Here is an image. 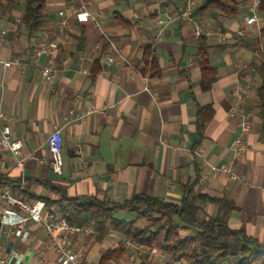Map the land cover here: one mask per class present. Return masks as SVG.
<instances>
[{
  "label": "crops",
  "instance_id": "crops-1",
  "mask_svg": "<svg viewBox=\"0 0 264 264\" xmlns=\"http://www.w3.org/2000/svg\"><path fill=\"white\" fill-rule=\"evenodd\" d=\"M17 1L16 7L1 4L0 34L6 32L0 56L25 53L26 64L0 69V111L18 118L11 137L21 139L22 147L16 157L0 145V171L22 182L26 199H60L42 183L50 181L69 196L123 202L145 194L179 202L185 187L195 182L196 192L233 206L225 210L205 203L201 217L220 216L264 245V127L256 95L262 82L256 68L264 57L253 47L264 25L263 12L248 34L238 36L246 0H239L241 13L234 19L215 18L211 10H200L203 0H193V17L207 38L210 63L216 68L215 81L204 90L199 37L192 22L179 17L188 0H88L89 10L101 16V27L71 16L68 43L57 54L59 71L51 82L40 71L46 57L36 59L31 51L56 24L59 10L74 0H47L46 21L31 38L16 26L23 0ZM149 46L159 74L144 71ZM108 54L113 56L110 63ZM244 62L255 69L240 74L251 86L249 100L240 106L232 89ZM204 105L210 111L201 115L207 121L200 127L198 109ZM240 110L250 113L251 125L245 134L247 147L236 152ZM58 128L63 139L61 174L52 167L47 145V137ZM211 165H229L238 177L211 172ZM53 210L61 214L58 205ZM26 228L32 236L28 242L0 230L6 264H35L40 251L55 258L43 226L30 221ZM100 235L97 230L74 238L87 264H101L103 253L119 243L122 255L106 264H172L162 250L126 245L113 230ZM240 243V237L230 239L231 256L224 264L233 263Z\"/></svg>",
  "mask_w": 264,
  "mask_h": 264
},
{
  "label": "trees",
  "instance_id": "trees-1",
  "mask_svg": "<svg viewBox=\"0 0 264 264\" xmlns=\"http://www.w3.org/2000/svg\"><path fill=\"white\" fill-rule=\"evenodd\" d=\"M3 2L13 7L19 4L17 0H0V14ZM46 6L47 0H23L18 31H24L29 38L33 37L46 21ZM205 9L211 10L215 18L223 15L234 19L241 13L239 0H203L200 10ZM260 12L264 13V0H260ZM206 40L205 34L199 37V66L204 90L210 89L216 79V68L210 63ZM253 47L257 52L264 47V25ZM144 62V71L150 69L159 74L160 68L150 46L145 50ZM98 71L99 68H96L93 73ZM256 71L262 78L256 95L264 127V59L257 64ZM209 111V105L199 107L200 127L207 121L201 115ZM21 183L0 171V189L13 186L14 194L26 199ZM42 183L60 195V199L38 196V199L45 201L49 210L58 205L61 214L70 223L92 224L100 236L113 230L135 246L162 250L172 261L181 260L185 264H224L231 256L230 239L237 236L241 238V243L232 264H264V245L256 238L243 230L231 228L220 216H200L205 203L219 204L225 210L233 206L230 202L196 192L195 182L185 187L179 202L145 194H135L123 202L90 195L69 196L50 181ZM121 211L128 215L119 217ZM123 251L121 245L107 250L100 263L106 264L110 259L121 256Z\"/></svg>",
  "mask_w": 264,
  "mask_h": 264
},
{
  "label": "built area",
  "instance_id": "built-area-1",
  "mask_svg": "<svg viewBox=\"0 0 264 264\" xmlns=\"http://www.w3.org/2000/svg\"><path fill=\"white\" fill-rule=\"evenodd\" d=\"M247 10L243 14L241 22L236 34L245 36L250 32L254 23L258 21L260 12V0H246ZM194 1L188 0L184 8L181 10L179 17L184 20L191 21L194 25L195 35L200 37L203 34L201 26L193 17ZM59 18L56 24L47 29L43 35L37 40L32 48L31 54L39 59L46 57V62L40 66V71L43 79L51 82L58 74V66L56 57L59 50L67 45V31L70 26V18L77 15L79 19L90 22L91 24L101 27V16L93 13L88 8V0H74L66 7H63L58 12ZM20 18L16 19V26L19 24ZM2 31L0 39H3ZM261 55L264 57V47L260 49ZM26 54H20L12 58H3L0 56V69L10 66H24ZM113 56L108 54L106 62H112ZM254 70L250 62H244L238 68V76L233 86L232 92L238 105H244L251 96V86L246 83L242 77V71L248 69ZM240 134L234 140L233 148L236 152H240L247 147L245 134L250 129L251 115L246 110H240ZM6 120V123L1 124V120ZM18 120L14 116H8L3 111H0V145L7 146L14 156L20 154L22 140L11 137V126ZM47 145L51 154L52 167L58 174L62 173L63 168V139L61 130L55 129L47 137ZM77 158L81 161L82 154L80 150L75 151ZM22 164V161H19ZM211 172H221L228 175L231 179L238 176L231 170L229 165H211ZM34 221L43 226L47 233V245L55 251L56 257L49 258L41 251L35 264H87L84 261L85 251L78 247L75 242V236L96 232L97 229L92 224H72L65 216L53 210H46V203L42 199L30 201L21 195L14 194L13 186H6L0 189V230H4L7 234H15L24 241H31L32 236L27 231L26 225L28 222ZM126 245H133L126 241ZM120 243L117 244V247ZM4 246L0 244V264H6L3 255ZM15 255L20 257L21 254L15 252ZM20 263V258L18 259ZM173 264H185L181 260L173 261Z\"/></svg>",
  "mask_w": 264,
  "mask_h": 264
},
{
  "label": "rangeland",
  "instance_id": "rangeland-1",
  "mask_svg": "<svg viewBox=\"0 0 264 264\" xmlns=\"http://www.w3.org/2000/svg\"><path fill=\"white\" fill-rule=\"evenodd\" d=\"M127 215H128V213L125 212V211H121V212L118 213V216L122 217V218H125ZM172 263H173V261H172Z\"/></svg>",
  "mask_w": 264,
  "mask_h": 264
}]
</instances>
